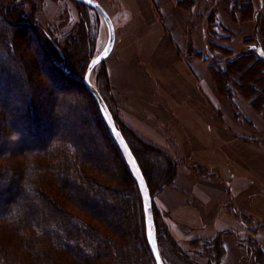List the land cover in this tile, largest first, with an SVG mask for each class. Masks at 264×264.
Returning a JSON list of instances; mask_svg holds the SVG:
<instances>
[{"label": "trees", "instance_id": "1", "mask_svg": "<svg viewBox=\"0 0 264 264\" xmlns=\"http://www.w3.org/2000/svg\"><path fill=\"white\" fill-rule=\"evenodd\" d=\"M180 6L191 10L192 3L180 1ZM21 7L17 0H0V264H152L139 187L84 84L91 56L83 71L78 63H85L80 60L84 49L63 56L49 34L42 31L43 37L40 28L29 26ZM224 7L234 22L256 19V34L264 37V14L258 19L252 4L225 1ZM11 25L34 37H20L9 30ZM208 30L216 40H236L217 24L215 13ZM208 51L192 55L204 61L213 52L226 56L223 65L209 64L219 94L230 104L241 95L264 116V61L253 51L234 54L214 42ZM16 83L23 86L22 97ZM23 107L24 113L18 112ZM127 143L151 195L146 157L158 155L167 163L162 188L172 184L173 159L142 141L136 147ZM239 217L250 223L249 216ZM154 219L159 232L155 213ZM90 220H101L108 232ZM168 241L176 246L172 238ZM206 242L212 250L208 264H220L225 254L221 235ZM247 252L252 264H264L257 241H248Z\"/></svg>", "mask_w": 264, "mask_h": 264}, {"label": "crops", "instance_id": "2", "mask_svg": "<svg viewBox=\"0 0 264 264\" xmlns=\"http://www.w3.org/2000/svg\"><path fill=\"white\" fill-rule=\"evenodd\" d=\"M96 1L115 29L114 47L104 62L118 95L150 94L163 101H156L153 112L161 125H146L140 116L122 119L177 162L172 184L156 199L167 212L171 235L182 247L221 235L220 264H252L248 241L264 249V116L239 95L235 104L227 103L209 75L211 60L186 51L193 46L210 53L212 13L223 28L256 36L255 20L234 22L224 2L252 4L261 16L264 0ZM180 1H190L191 10ZM258 40L264 49L261 33ZM239 214L252 217L259 228L249 229Z\"/></svg>", "mask_w": 264, "mask_h": 264}, {"label": "rangeland", "instance_id": "3", "mask_svg": "<svg viewBox=\"0 0 264 264\" xmlns=\"http://www.w3.org/2000/svg\"><path fill=\"white\" fill-rule=\"evenodd\" d=\"M17 1L19 2V4L23 6V8L21 7L22 13L25 16V19H27V21L29 22V26L35 25L37 28H40L41 30H39V32L41 36H43L44 34L42 33V31L49 34L51 38L54 40L57 49L62 53L63 56L65 57L67 56L68 50L72 51L74 49L75 51L80 48L81 50L84 49V55L81 56L80 60L85 63L84 64L80 62H79L80 64L78 63V66H80L83 71H84L85 64L88 60V57L91 56L90 58L91 60L102 49L103 42L101 41L102 40L101 34L104 28V25L102 23L100 16L92 9L86 8L83 5H80V3L76 4V2L72 0H17ZM259 17L261 16H258V19ZM254 20H255L254 24H256V19ZM9 27H10L9 30H12L14 33L19 35L20 37H23L24 39L26 37L27 38L34 37V34L32 32H28L27 34L24 32H20L22 30L16 29L14 25H11ZM229 33L233 34L235 39L236 40L238 39V41L236 42L235 40L234 42H228L226 40L222 41V40L215 39L213 40L214 43L218 45H222V46L226 45L227 47H229V49H231V51L234 54H240V53L250 51L247 48L243 47V43L245 44V40L253 39L252 40L253 44H250V45L259 44V40H258L259 35L257 36L256 34V36H254L255 33L253 35H250L249 37L245 35L240 36L238 35V33H234L232 31H229ZM217 34L221 36L228 35V33L223 34L222 32H218ZM208 35H210L209 30H208ZM208 43L210 44V42ZM34 46L36 48L37 43H35ZM195 51H197L196 48H194L193 46H189L186 51V55L193 56L192 53ZM29 54L27 55L26 58L30 59V55L33 58L32 54L30 55ZM209 57H210V60H215L217 62H220L221 65H223L222 61L225 60L226 58L224 54H221L218 52H213L212 55ZM102 71L105 76L104 75L102 76ZM208 72H209V75L212 81L214 82L210 74V69H208ZM93 80H94L93 81L94 85L99 90L105 102L107 103L113 115V118L115 120V123L119 125V131L121 132L126 142H129L131 145L134 144V146L135 145L138 146L137 141L139 142L142 141L148 145H152L156 147L158 150H160L164 154H167L161 147H158L154 144L147 142L140 135H138L135 132V130L132 127H130V125L128 124V122H130L129 119L128 120H126V118L122 119L123 117L137 118L138 116H140L142 120L139 117L138 118L142 121V123H145L146 125H150V124L152 126H157L159 124L161 125V123L157 121L156 118L153 116V114H155L153 112H155V110L157 109L155 103L159 99V97L150 95V94L140 96V98H137L136 95L134 96L118 95L117 93L118 90L114 88L113 84L111 83L108 77L105 62H103L99 66L97 71L95 72L93 76ZM214 84L216 85L215 82ZM22 88L23 86L18 85L17 83L14 84V89L17 90L19 97H22V94H23ZM54 92L56 94H60L61 91L59 92L58 89L57 90L55 89ZM73 93L74 91H72V94ZM222 98L227 103H230L224 97ZM11 100L12 99H10V101ZM47 103L50 105L52 101L48 100ZM162 103L163 101H159V104H162ZM24 110L25 109L23 107L22 109H20V111L18 110V112L24 113ZM262 136L263 135H261V137ZM263 144H264V141H263ZM146 158H147L146 162L150 165V168H151V175H152V195L151 197H152L153 207L155 209L154 213L156 216L157 225L159 226V232H157L158 249L160 251L161 256L163 255L164 257L163 260L165 264H208L210 263L209 262V257H210L209 252L212 251V250L208 251V248L211 246L210 243L202 242L198 244L197 241H192L190 243V246L182 247L178 242L174 240L173 236L170 233L169 225L167 222V217H168L167 212H164L156 202V199L158 198L162 190L165 188V187L164 188L162 187L164 183L163 180L165 176L167 175V170H168L167 163L161 157H158V155H154V154ZM173 161L177 169V162L175 160ZM129 171L131 173L133 180L136 182L130 169ZM206 174L208 173L206 172ZM71 209L76 212L75 208L71 207ZM75 214L81 216L80 214H78V212ZM86 219H87V216H86ZM100 221L92 220L91 222L98 229L106 232L107 229L104 228L105 226L101 224ZM246 222L248 223L250 222L249 224H246V225L251 230L259 228V225H257L256 221H254L252 217H246ZM112 237H114V235ZM169 237L172 238L173 241L176 243V246L174 248L170 247V244L168 241ZM114 238H117V237H114ZM244 247H245L244 244L241 245L242 249ZM228 249H229V246H228ZM184 257L188 259L186 263L182 262V260L185 259ZM152 264H155L154 258H152Z\"/></svg>", "mask_w": 264, "mask_h": 264}, {"label": "water", "instance_id": "4", "mask_svg": "<svg viewBox=\"0 0 264 264\" xmlns=\"http://www.w3.org/2000/svg\"><path fill=\"white\" fill-rule=\"evenodd\" d=\"M72 1L81 3L89 7L93 11H95L100 16L102 23L105 27L106 35H107L106 42L102 47V49L100 50V52L90 60L87 70L85 72L84 84L89 90V92L92 94L95 102L97 103L103 121L106 124V127L112 139L119 148L124 160L126 161L139 187L142 196L143 207H144L148 246L154 258L155 264H165L158 249L157 231H156V225H155V219L153 213L152 197L146 179L128 143L123 138L121 132L117 128V125L115 123V120L107 103L105 102L99 90L94 85V82H92V76L96 67L100 65L102 61L108 57V55L111 53L114 47L115 29L113 23L107 12L104 10V8L100 5L98 1L96 0H72ZM247 48L248 50L255 52L257 56L264 61V49L262 48V46L257 44V45H250Z\"/></svg>", "mask_w": 264, "mask_h": 264}, {"label": "bare ground", "instance_id": "5", "mask_svg": "<svg viewBox=\"0 0 264 264\" xmlns=\"http://www.w3.org/2000/svg\"><path fill=\"white\" fill-rule=\"evenodd\" d=\"M101 36H102V40H101V41L103 42L102 44H103V46H104V44H105V42H106V39H107V35H106L105 27H104L103 30H102V34H101ZM105 60H106V59H105ZM105 60H103L102 63H103ZM102 63H101V64H102ZM101 64H100V65H101ZM100 65H98V66L96 67V69H95V71H94V73H93V76H94L95 72L97 71V69L99 68ZM93 76H92V82L94 81V80H93Z\"/></svg>", "mask_w": 264, "mask_h": 264}]
</instances>
